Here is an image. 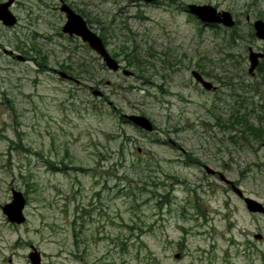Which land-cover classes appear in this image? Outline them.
<instances>
[{
    "label": "rangeland",
    "instance_id": "rangeland-1",
    "mask_svg": "<svg viewBox=\"0 0 264 264\" xmlns=\"http://www.w3.org/2000/svg\"><path fill=\"white\" fill-rule=\"evenodd\" d=\"M63 1L132 75L62 32ZM138 3L17 0L18 24L0 23V264H31L33 247L41 264H264V215L220 179L264 205V142L235 144L223 125L235 109L264 121V73H248L249 48L264 52V43L229 45L224 26L181 8L228 11L246 34L264 21V0ZM14 190L26 198L21 225L2 209Z\"/></svg>",
    "mask_w": 264,
    "mask_h": 264
},
{
    "label": "water",
    "instance_id": "water-1",
    "mask_svg": "<svg viewBox=\"0 0 264 264\" xmlns=\"http://www.w3.org/2000/svg\"><path fill=\"white\" fill-rule=\"evenodd\" d=\"M145 1L152 3L156 0H135ZM15 0H8L0 3V23L7 28H11L17 25L18 19L12 13L11 8L14 5ZM190 13L199 18V20L205 25H223L227 28L235 26V19L233 15L228 11H219L216 7L211 5H197L190 4L188 6ZM61 11L66 15V23L62 28V32L70 37H79L84 43L88 44L90 49L101 57L105 66L113 71L118 72L121 70V64L112 57L109 53L105 43L97 33L92 31L83 16L75 12L69 5L64 4ZM255 36L258 40L264 42V21L258 19L253 24ZM5 53L11 54L13 52L6 51ZM18 60L24 61L25 57L18 55ZM264 59V52H257L253 48H249V74L254 76L256 69L259 67L261 60ZM125 75H132L130 71L122 70ZM60 76L63 79L71 78L67 73L60 72ZM193 77L202 84L203 88L208 91L216 90V87L208 80L204 79L198 72H193ZM95 96H101L102 93L94 91ZM128 120L135 126L144 131L152 132L154 130L153 123L144 116H130ZM205 170L208 174L214 175L215 171L205 166ZM220 179L227 185H230L232 190L243 199L247 210L254 214L264 215V205L250 197L244 195L241 189L235 185L233 181L227 179L224 175H220ZM26 207V198L20 191H13V201L5 205L2 209L7 219L11 223L23 224L26 221L24 210ZM33 252L30 253L29 258L31 264H41V255L36 248H32Z\"/></svg>",
    "mask_w": 264,
    "mask_h": 264
},
{
    "label": "trees",
    "instance_id": "trees-1",
    "mask_svg": "<svg viewBox=\"0 0 264 264\" xmlns=\"http://www.w3.org/2000/svg\"><path fill=\"white\" fill-rule=\"evenodd\" d=\"M264 18L263 16H259ZM227 38L229 45L236 44L239 40H246L254 39L255 34L253 31L250 30V32L247 31L246 34H243L242 31L238 29V27H235L233 29L227 30ZM103 41L107 45V39L106 36L103 35ZM128 47H122L121 52L125 54V58L127 59L128 63L130 65H134L135 67L141 69L143 62L140 60V58H137L135 55V51L128 52ZM116 57L118 55H122L120 53L114 54ZM232 57V56H231ZM45 62H47L46 58H42ZM201 68L203 66H200ZM70 69V68H68ZM259 72L264 73V61L261 62L259 68ZM205 76H210V74L203 72ZM243 73V72H242ZM261 116L258 117V123L259 126H257L254 123L250 122V117L246 114H241L240 110H234L231 114V117L229 121L224 122V127L226 129H229V132L231 133L230 139L233 143H237V138L242 137L244 139L251 138L253 141H263L264 142V121L263 119H259ZM124 121L125 118H122ZM220 120V118H218ZM235 132V134H233ZM236 135V136H235Z\"/></svg>",
    "mask_w": 264,
    "mask_h": 264
},
{
    "label": "flooded vegetation",
    "instance_id": "flooded-vegetation-1",
    "mask_svg": "<svg viewBox=\"0 0 264 264\" xmlns=\"http://www.w3.org/2000/svg\"><path fill=\"white\" fill-rule=\"evenodd\" d=\"M6 1H8V0H6ZM6 1H4L3 0V2H6ZM17 0H15V2H16ZM133 1V0H132ZM161 1H163V0H156V1H154V2H152L153 4H159V2H161ZM3 2H0V3H3ZM15 2H14V4H15ZM136 2V1H135ZM144 2H141V1H139V5H142ZM65 3H64V1H63V4H62V6L64 5ZM14 6V5H13ZM12 6V7H13ZM71 7V6H70ZM62 8V7H61ZM61 8H60V10H61ZM72 8V7H71ZM183 10H185V11H188L189 12V10H188V6L186 7H181ZM73 9V8H72ZM74 10V9H73ZM75 12H77L76 10H74ZM78 14H79V12H77ZM81 15V14H80ZM82 16V15H81ZM84 17V16H83ZM195 17V16H194ZM197 20H198V22H200V23H202L200 20H199V18L198 17H195ZM233 18L235 19V26L234 27H232V28H226V30H228V29H233V28H235V27H238L239 28V20H237V17H235L234 15H233ZM84 19L86 20V22H87V24H88V26H89V28L91 29V26H90V23H89V21H87V19L84 17ZM247 21L249 22L250 21V16H247ZM203 24V23H202ZM203 25H205V24H203ZM250 25L253 27V23H251L250 22ZM205 26H215V25H205ZM218 26H222V25H218ZM70 37V36H69ZM71 38H79V37H71ZM80 39V38H79ZM263 43V42H262ZM86 44V43H85ZM107 48H108V42H107ZM109 51V50H108ZM110 53V52H109ZM111 54V53H110ZM10 55H13V53H11ZM112 55V57H114L117 61H118V63L119 64H121L120 63V61L118 60L119 59V57H121L122 55H118L117 57L114 55V54H111ZM121 66L123 67V65L121 64Z\"/></svg>",
    "mask_w": 264,
    "mask_h": 264
},
{
    "label": "bare ground",
    "instance_id": "bare-ground-1",
    "mask_svg": "<svg viewBox=\"0 0 264 264\" xmlns=\"http://www.w3.org/2000/svg\"><path fill=\"white\" fill-rule=\"evenodd\" d=\"M99 36V35H98ZM100 37V36H99ZM102 38V37H101ZM103 39V38H102Z\"/></svg>",
    "mask_w": 264,
    "mask_h": 264
}]
</instances>
